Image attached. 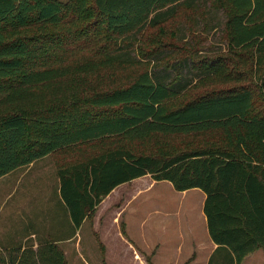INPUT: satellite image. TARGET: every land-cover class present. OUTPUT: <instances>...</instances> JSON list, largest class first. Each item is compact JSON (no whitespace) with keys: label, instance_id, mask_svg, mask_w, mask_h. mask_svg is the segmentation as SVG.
Here are the masks:
<instances>
[{"label":"trees","instance_id":"16d2710c","mask_svg":"<svg viewBox=\"0 0 264 264\" xmlns=\"http://www.w3.org/2000/svg\"><path fill=\"white\" fill-rule=\"evenodd\" d=\"M182 1L193 2L0 0V177L55 151L75 153L57 168L75 228L115 186L145 174L177 191L197 188L217 245L208 264H240L255 249L264 251V0H221L225 56L177 61L176 75L164 79L138 70L119 40L173 18ZM80 19L87 22L78 26ZM86 31L116 47L68 61ZM182 64L191 78L181 75ZM195 80L241 84L168 109L165 102ZM212 132L224 137L222 146L166 143ZM48 255L66 264L56 245H48Z\"/></svg>","mask_w":264,"mask_h":264},{"label":"rangeland","instance_id":"374dc122","mask_svg":"<svg viewBox=\"0 0 264 264\" xmlns=\"http://www.w3.org/2000/svg\"><path fill=\"white\" fill-rule=\"evenodd\" d=\"M61 1L69 2V0ZM225 12L226 6L221 0H193L191 4L182 1L178 3L173 18L158 25H146L133 36L119 40L118 49L121 51L126 48L130 51L131 56L137 60L136 68L140 71L154 72L161 79H164L162 74L164 76L167 74L169 77L175 76L174 69L177 68L175 64L177 61L182 60L193 64L192 61L202 58L227 54ZM73 18L69 14L68 20ZM85 22H87L86 19L75 21L78 26H82ZM57 28H49L48 33L58 32ZM92 33V31H86L78 34V40L74 44L80 47V50L67 53L68 61L75 56L88 55L91 51L116 47ZM52 52L55 56L60 55L59 51H51V55ZM48 59L53 60V57ZM234 62L236 60L232 61ZM182 68L181 75L191 78L194 74L192 69L187 66ZM230 81V84H222L195 80L184 92L166 101L165 105L168 109H173L211 90L241 84L236 80ZM254 95V107L259 109L260 91L258 88L254 89ZM224 142V137L217 132L204 136L174 137L166 141L167 144L174 143L172 147L186 146L187 149L197 145L222 146ZM165 147L163 145L160 148ZM75 155V153L55 151L0 177V228L4 226L3 229H7L4 232H14L16 228L21 230L28 228L27 215L42 210L45 194L50 193L56 187V182L59 180L57 168L65 167L74 161ZM42 231V228L39 229L36 237L23 241L19 236L13 238L6 237L8 235L3 236L0 230V264H53L50 258L52 255H48V245H42L45 241ZM10 239H14L13 243ZM36 244L37 247L34 249ZM98 251H101V248ZM101 252L99 253L100 258L102 257ZM62 253L66 264H80L76 261L75 253L71 251L66 253L62 251ZM100 261L98 264H106L103 259Z\"/></svg>","mask_w":264,"mask_h":264},{"label":"crops","instance_id":"0c3cea01","mask_svg":"<svg viewBox=\"0 0 264 264\" xmlns=\"http://www.w3.org/2000/svg\"><path fill=\"white\" fill-rule=\"evenodd\" d=\"M204 200L197 188L177 191L170 182L145 174L115 186L97 204L92 218L75 228L58 180L45 194L42 210L27 215L26 230H0L3 236L24 241L42 228V245L71 251L80 264L102 259L106 264H208L217 245L208 234ZM240 264H264V251L255 249Z\"/></svg>","mask_w":264,"mask_h":264}]
</instances>
